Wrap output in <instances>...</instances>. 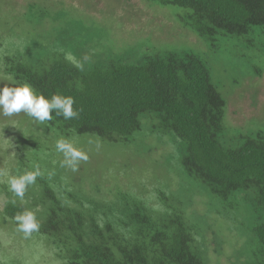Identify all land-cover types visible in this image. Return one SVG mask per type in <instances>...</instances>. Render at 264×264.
I'll use <instances>...</instances> for the list:
<instances>
[{"label":"trees","instance_id":"1","mask_svg":"<svg viewBox=\"0 0 264 264\" xmlns=\"http://www.w3.org/2000/svg\"><path fill=\"white\" fill-rule=\"evenodd\" d=\"M149 1L180 9V21L209 43L257 41L264 54V0ZM148 52L79 64L64 54L26 52L6 57L2 71L46 99H74L78 117L66 120L54 110L53 119L43 122L65 139L90 135L126 146L147 128L174 141L181 172L210 200L232 209L239 208L240 196L248 202L256 252L246 264H264V134L225 142L226 101L210 63L190 51ZM39 185L40 228L32 234L50 242L64 264H206L177 200L160 194L165 210L155 211L128 194L117 202L82 194L61 198L47 176ZM26 210L15 201L4 213L14 219Z\"/></svg>","mask_w":264,"mask_h":264},{"label":"rangeland","instance_id":"2","mask_svg":"<svg viewBox=\"0 0 264 264\" xmlns=\"http://www.w3.org/2000/svg\"><path fill=\"white\" fill-rule=\"evenodd\" d=\"M180 14V9L149 0H0V89L19 87L2 68L6 57L26 52L50 58L64 54L79 64L124 54L137 58L148 51H190L210 63L213 81L226 101L223 140L232 144L238 136L264 134V54L258 42L209 43L188 29ZM60 139L65 138L24 112L0 114V264H64L50 242L35 234L26 238L15 219L4 213L13 201L35 215L41 211L42 176L61 198L82 194L88 200L117 202L120 194H128L164 211L159 200L163 194L179 202L206 264H246L253 258L248 202L240 196L239 208L232 209L210 200L181 172L174 141L147 128L126 146L90 135L71 136L65 140L88 156L72 171L62 166L64 156L56 151ZM37 166L41 175L23 200L15 197L9 178Z\"/></svg>","mask_w":264,"mask_h":264},{"label":"clouds","instance_id":"3","mask_svg":"<svg viewBox=\"0 0 264 264\" xmlns=\"http://www.w3.org/2000/svg\"><path fill=\"white\" fill-rule=\"evenodd\" d=\"M73 104L74 99L72 97L53 95L49 100L43 95H36L28 84L19 87L5 85L0 89V114L4 116L24 112L35 121L43 123L52 120L53 111L58 110L55 111L56 116H63L67 120L79 115L77 111L73 110ZM55 147L56 151L64 156L62 166L67 165L72 171L77 170L80 161L88 160L86 153L78 150L65 139L57 140ZM40 175L41 172L37 166L34 171H26L22 175L10 177L8 181L10 191L15 197L23 200L28 186L34 184ZM14 219L17 222V230L22 232L26 238L40 228L35 214L31 211L26 210L21 214H17Z\"/></svg>","mask_w":264,"mask_h":264}]
</instances>
